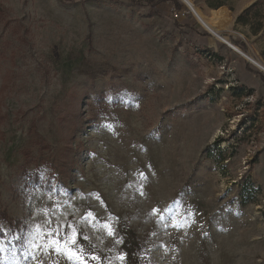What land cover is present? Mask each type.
Returning <instances> with one entry per match:
<instances>
[{"label":"rangeland","instance_id":"374dc122","mask_svg":"<svg viewBox=\"0 0 264 264\" xmlns=\"http://www.w3.org/2000/svg\"><path fill=\"white\" fill-rule=\"evenodd\" d=\"M257 1L0 0V264H264Z\"/></svg>","mask_w":264,"mask_h":264},{"label":"bare ground","instance_id":"6f19581e","mask_svg":"<svg viewBox=\"0 0 264 264\" xmlns=\"http://www.w3.org/2000/svg\"><path fill=\"white\" fill-rule=\"evenodd\" d=\"M197 13H198L199 20L207 28H209L211 31H213V33L216 36V38H218V39L224 41L225 43H227L235 51L240 52L233 44L228 42V38L226 36H223V35L220 34V25H221L220 21H223L224 19H226L225 18L226 14H224L222 12H215L211 17L208 18V17L204 16V14L199 12V11H197Z\"/></svg>","mask_w":264,"mask_h":264},{"label":"trees","instance_id":"16d2710c","mask_svg":"<svg viewBox=\"0 0 264 264\" xmlns=\"http://www.w3.org/2000/svg\"><path fill=\"white\" fill-rule=\"evenodd\" d=\"M261 1H262V0L253 3L250 9H253V8L257 7V6L261 3ZM233 43H234L236 46H238L239 48H241L242 50L245 49V45H244V43H243L242 41H240V40H235V41H233ZM37 181H39V179H38L37 177L34 178V182H37ZM3 236H4V232H3V230L1 229V226H0V238L3 237Z\"/></svg>","mask_w":264,"mask_h":264},{"label":"snow or ice","instance_id":"6c2138e0","mask_svg":"<svg viewBox=\"0 0 264 264\" xmlns=\"http://www.w3.org/2000/svg\"><path fill=\"white\" fill-rule=\"evenodd\" d=\"M153 211L156 212L157 210L154 209ZM89 215H91V214L89 213ZM57 234H58V232H50L49 233V235H57ZM109 234L111 235V231H109ZM75 242H76L75 239H73L72 243L75 244ZM53 243H59V242L58 241H53ZM56 250L60 251L59 248H57ZM69 258H71V254H70ZM77 258L79 259V257H77ZM93 259H95V257H93ZM81 264H83V261L81 262Z\"/></svg>","mask_w":264,"mask_h":264}]
</instances>
